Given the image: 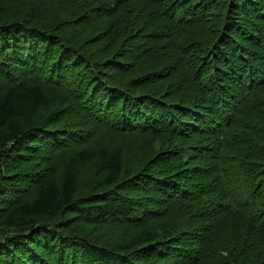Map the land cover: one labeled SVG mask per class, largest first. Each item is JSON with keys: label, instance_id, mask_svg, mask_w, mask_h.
Listing matches in <instances>:
<instances>
[{"label": "trees", "instance_id": "16d2710c", "mask_svg": "<svg viewBox=\"0 0 264 264\" xmlns=\"http://www.w3.org/2000/svg\"><path fill=\"white\" fill-rule=\"evenodd\" d=\"M87 1L103 64L39 33L68 0H0V230L49 220L35 238L77 248L52 264H264V0ZM127 141L143 147V176ZM25 153L49 166L18 201L7 166ZM90 159L99 188L122 193L78 201ZM63 215L65 233L50 220ZM79 224L136 234L90 243ZM21 242L0 245V264L25 262Z\"/></svg>", "mask_w": 264, "mask_h": 264}, {"label": "rangeland", "instance_id": "374dc122", "mask_svg": "<svg viewBox=\"0 0 264 264\" xmlns=\"http://www.w3.org/2000/svg\"><path fill=\"white\" fill-rule=\"evenodd\" d=\"M72 1H74L73 4H71L69 0L67 4H53L51 2L52 5L50 7H47V11L40 14L39 16L41 25L38 26V31L42 35L57 38L58 41H62L70 49H72V51H82L85 57L88 58L86 59L88 61L87 65L92 64V58L97 59L96 61L98 62H96V65H98L99 63L103 64L102 60L106 58V56L103 57V55L108 50V45L107 43H93L96 41H100V39H105L104 37H106V35L97 39V35L94 34V31L98 29V24L91 22L89 24V22L86 21H91L92 19L90 13L91 9L93 8L90 4L91 1ZM86 11L87 14L85 13ZM81 14H84V21L80 17ZM92 40L94 41L91 42ZM49 45L50 43L47 40H43V42H40L38 53L42 54L43 56L48 55L53 59L54 62H56L59 59V54H61L62 51H60L57 46L54 49H50ZM75 69L77 71V68ZM89 69L93 73L97 71V68L93 69L89 67ZM106 71L108 72L105 75H117V72H109V70ZM93 73H91L92 76ZM129 78L131 79V76H129ZM64 123H66V121ZM104 141H101V144H114L113 141ZM125 143V145L122 142H119L117 144H120L124 147L126 156L128 157L129 161L128 170L132 172L136 177L143 176L142 169L139 168V165H142V159H139L141 157V154L134 153V148H136L138 152H141L143 150L142 145L139 142L135 141H127ZM153 155L156 156L157 161L160 153H155ZM63 158L64 157L61 154H56L54 157V160L57 161V166L60 170H63ZM44 159L45 155L43 153L36 155H34V153H25L24 157L20 161L15 159L11 160L12 162H10L9 166H7V170L9 171L8 179L11 181L9 182L8 186L13 189V191H15L13 197L14 199L18 201H23L25 199V193L30 189L32 182L35 180V178L33 180L29 178V173L41 172L44 168L48 167L49 163L43 162ZM156 163L153 166H155ZM99 165L100 162L97 159H90L87 161L85 168L82 170V175L80 176L79 202L87 200L89 198L96 200L98 198L100 199V197L104 198L106 196L123 192L120 188H117L115 191L103 190L99 188V183L102 179V173ZM125 194L128 195V193ZM85 212L86 210H84V213ZM69 217L70 215H68V218ZM63 218H67V216H58L50 220L53 224H56V226H60L61 232L65 233L64 226H61V222L64 220ZM47 221L44 219L42 221V224L39 226L45 227ZM37 227L24 233H21V231L14 229L0 230V245H7L12 241L21 239L22 242L20 245L22 246V255H24V258H26L23 264H52V261H50L52 258H61V256L69 257L70 253L71 256H73L74 253H77V248L73 244H70L68 242L69 238H65V236L61 237L59 241H56L53 238H45V236L35 238V235L38 233L37 231L39 229ZM77 232L78 238H82L86 241H89L90 243L111 241L110 239H114L118 242L125 240L131 235L136 234L130 232L128 233L123 229L119 230L107 225L93 227L87 226L85 224H79ZM42 239H44L43 242ZM18 243L19 242H16L15 244ZM36 243H39L40 245L36 246ZM9 249L7 251L15 252V249L13 247H10ZM61 251L68 252L60 253ZM55 252H58L59 256L54 254Z\"/></svg>", "mask_w": 264, "mask_h": 264}]
</instances>
